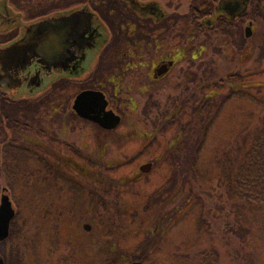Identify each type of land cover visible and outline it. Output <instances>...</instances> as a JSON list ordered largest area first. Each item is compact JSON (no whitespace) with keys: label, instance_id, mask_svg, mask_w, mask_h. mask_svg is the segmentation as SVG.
<instances>
[{"label":"rangeland","instance_id":"374dc122","mask_svg":"<svg viewBox=\"0 0 264 264\" xmlns=\"http://www.w3.org/2000/svg\"><path fill=\"white\" fill-rule=\"evenodd\" d=\"M60 1L9 0L8 4L6 0L4 5L12 17L19 11L25 21L17 14L19 23L29 26L55 15ZM71 1L75 0L63 4ZM190 2L176 0L172 9L186 12ZM256 2L263 16L239 22L243 38L251 22L252 34L242 43L248 52L242 54L229 37L220 34L200 36L191 43L192 50L204 48L201 58L193 62L212 63L215 69L199 95L201 98L206 93V103H210L204 118L194 112L200 102L193 101L192 111L188 109L185 117L167 121L155 114L142 116L140 107L137 113L132 112L127 102L119 108L123 118L118 130L97 135L92 124L60 118L55 96L50 103L43 98L36 130L19 129L15 131L17 136L9 134L7 139L14 138L13 144L34 148L43 158L46 142L53 148L49 158L53 169L59 168L54 163L55 151L62 159H77L66 148L70 143L79 151L82 143L87 144L97 159L102 156L106 160L131 161L122 166L94 168L97 194L105 190V185L112 186L108 203L113 208L104 214H90L81 207L73 209L67 199L69 190L62 193L55 178L46 177L44 163L41 167L35 160L17 162L23 166L8 185L17 212L15 234L0 244L6 264H199L203 253L211 250L217 252L219 264H264V209L245 207L231 197L221 175L224 156L232 147L237 151L240 130L249 128L250 122L253 127L263 110L257 102L264 100V58L257 57L264 45V0ZM44 12L52 15L43 17ZM4 27L0 19V29ZM13 36L0 35V44ZM39 91L34 90L27 101L43 96ZM12 92L16 98L29 94L22 87ZM43 130L56 132L63 144L46 140ZM194 156V169L189 172ZM156 158L169 161L171 166L163 163L146 177L138 178V166ZM60 168L79 177L72 167ZM4 186L0 175V196ZM84 224L92 225L90 233L83 230ZM12 253L19 254L20 263Z\"/></svg>","mask_w":264,"mask_h":264},{"label":"flooded vegetation","instance_id":"af4514ba","mask_svg":"<svg viewBox=\"0 0 264 264\" xmlns=\"http://www.w3.org/2000/svg\"><path fill=\"white\" fill-rule=\"evenodd\" d=\"M5 1L0 0V19L5 24L0 35L13 33L14 36L0 46L21 40L28 27L19 23L17 14L23 20L19 11L14 17L8 13ZM64 1L58 3L55 18L78 15L76 22L67 27L66 52L58 44L55 57L40 60L27 54L19 65H10L7 73L19 85L12 86L8 94L15 101H26L33 96L34 90H41L39 93H43L48 103L56 97V111L60 118L92 124L97 135H110L118 130L123 118L119 108L127 102L131 103L132 112L137 113L140 107L142 116L155 114L167 121L185 117L188 109L191 113L195 101L200 102L198 109L194 107L195 114L198 112L201 118L206 117L207 96L205 93L199 98V95L206 88L208 76L215 70L214 64L193 62L201 58L204 48L199 46L198 50H192L191 43L200 36L206 38V35L220 34L229 37L238 47L240 19L250 18V7L255 0H245L244 8L239 7L236 13L232 6L240 0H191L183 13L172 9L176 0H165L164 3L161 0H75L63 4ZM7 2L9 4V0ZM60 34L58 28L57 41ZM244 38L247 37L244 35ZM20 87L29 94L16 98L12 91ZM84 92L101 93L107 103L105 110L119 116L120 123L113 129H105L80 117L73 106L76 98ZM88 101L83 107L90 110L92 102ZM139 102H142L141 106ZM184 126L186 129L187 125ZM43 137L52 144H63L56 132L43 130ZM66 146L77 159H62L61 154L54 150V163L59 168L53 169L49 160L53 156L50 153L53 148L43 142L46 177L55 178L62 193L66 188L69 190L67 199L70 205H74L73 209L86 208L90 214L109 212L113 208L108 203L113 193L112 186L105 185V190L97 194L94 168L127 165L131 160H106L102 156L97 159L95 151L83 143L82 151L74 148L76 146L72 143ZM100 147L105 150L102 145ZM163 163L169 161L156 158L140 164L138 178L146 177ZM145 164L150 167L144 173L140 167ZM61 165L72 167L79 172V177L67 174ZM83 230L90 233L92 225L84 224Z\"/></svg>","mask_w":264,"mask_h":264},{"label":"trees","instance_id":"16d2710c","mask_svg":"<svg viewBox=\"0 0 264 264\" xmlns=\"http://www.w3.org/2000/svg\"><path fill=\"white\" fill-rule=\"evenodd\" d=\"M256 1L251 4L249 19L263 16L262 8ZM51 15L50 12H44L43 17ZM244 19L248 18L240 19V21ZM237 38L239 41L238 49L242 54L248 52L247 48H245L246 51L243 50L242 43L244 45V38L240 27ZM260 51L258 59L264 58V45ZM6 93V91L0 89V175L5 183L1 193L8 195V185L19 174L17 172L19 166H23L17 162L35 160L43 167V158L34 148L31 147V150L30 148L13 144L15 143L13 142L14 138L12 140L7 139L9 134L17 136L15 131L19 129L24 131L36 130L35 127L40 121L39 112L43 104V96L29 101H15L9 94L7 96ZM238 94L241 97H245L241 92ZM257 103L263 107V110L255 118L254 122L256 123H252L253 127H251L250 122L249 128L246 127L240 130L237 151L232 147L230 152L224 156V161L221 164V175L225 179V186L231 197L236 198L245 207L264 209V100ZM207 108L210 109V103L207 104ZM191 148L193 150L194 146ZM196 155L197 153H195ZM195 156L190 159V161L192 160V165L189 168V172L194 169ZM16 214L15 208V216ZM15 216L10 224L7 240L11 239L15 234ZM11 255L15 257V261L17 260L16 263H20L21 258L18 253H12ZM3 260L6 264L4 258ZM10 264L14 263L11 262ZM199 264H219L217 252L215 250H211L209 253L204 252Z\"/></svg>","mask_w":264,"mask_h":264},{"label":"water","instance_id":"95a60500","mask_svg":"<svg viewBox=\"0 0 264 264\" xmlns=\"http://www.w3.org/2000/svg\"><path fill=\"white\" fill-rule=\"evenodd\" d=\"M245 0H240L232 6L235 13L239 7L244 8ZM234 13V14H235ZM77 13L62 18H55V15L46 19L40 20L35 24L27 27L25 35L16 43L11 45L0 46V89L12 90V86L19 85L8 75L10 65H19L27 54L34 57L41 58L55 57L57 54V46L61 45L64 53L68 47L67 27L76 22ZM61 30L59 41H57V30ZM245 36H251V28L248 26L245 29ZM22 63V62H21ZM91 100L90 110L84 108L83 105ZM89 102V101H88ZM88 104V103H87ZM107 103L101 93L98 92H84L81 93L75 100L74 109L79 116L99 124L102 128L113 129L120 123V117L115 115L112 111H106ZM81 108V109H80ZM94 111V112H93ZM149 164L140 167L141 172H147ZM15 216V210L8 195L1 194L0 196V243L5 241L9 236L10 224ZM0 264H5L0 255ZM130 264H143L140 261H133Z\"/></svg>","mask_w":264,"mask_h":264}]
</instances>
